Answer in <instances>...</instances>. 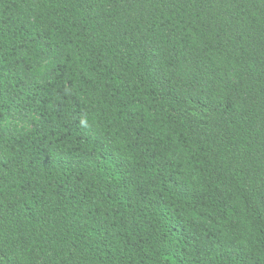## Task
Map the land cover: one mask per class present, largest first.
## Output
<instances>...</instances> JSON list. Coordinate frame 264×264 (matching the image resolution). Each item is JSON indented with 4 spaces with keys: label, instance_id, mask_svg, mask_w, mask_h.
Returning <instances> with one entry per match:
<instances>
[{
    "label": "trees",
    "instance_id": "obj_1",
    "mask_svg": "<svg viewBox=\"0 0 264 264\" xmlns=\"http://www.w3.org/2000/svg\"><path fill=\"white\" fill-rule=\"evenodd\" d=\"M0 264H264V0H0Z\"/></svg>",
    "mask_w": 264,
    "mask_h": 264
}]
</instances>
